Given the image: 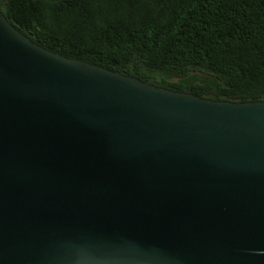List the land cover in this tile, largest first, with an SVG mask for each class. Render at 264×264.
Wrapping results in <instances>:
<instances>
[{"label": "water", "instance_id": "water-1", "mask_svg": "<svg viewBox=\"0 0 264 264\" xmlns=\"http://www.w3.org/2000/svg\"><path fill=\"white\" fill-rule=\"evenodd\" d=\"M264 264V101L53 52L0 9V264Z\"/></svg>", "mask_w": 264, "mask_h": 264}, {"label": "trees", "instance_id": "trees-1", "mask_svg": "<svg viewBox=\"0 0 264 264\" xmlns=\"http://www.w3.org/2000/svg\"><path fill=\"white\" fill-rule=\"evenodd\" d=\"M0 9L63 56L173 91L264 101V0H0Z\"/></svg>", "mask_w": 264, "mask_h": 264}]
</instances>
